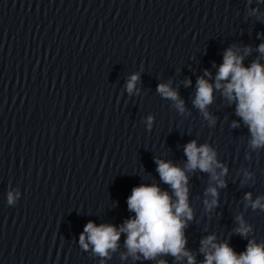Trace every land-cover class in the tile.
<instances>
[{"label":"water","instance_id":"obj_1","mask_svg":"<svg viewBox=\"0 0 264 264\" xmlns=\"http://www.w3.org/2000/svg\"><path fill=\"white\" fill-rule=\"evenodd\" d=\"M261 43L264 0H0V264H156L121 259L124 234L110 258L84 250L79 237L89 221L119 227L133 217L134 187L156 184L172 195L155 161L184 168L192 140L227 167L223 188L186 170L193 219L185 247L196 264L208 235L237 253L248 239L264 242V210L244 200L264 197V148L249 147L248 127L220 91L207 109L215 125L192 103L197 79L207 70L214 82L228 47H250V66L264 64ZM160 83L179 93L185 113L161 97ZM209 186L219 193L211 210ZM9 191L19 193L11 205ZM238 215L252 228L247 239L234 231Z\"/></svg>","mask_w":264,"mask_h":264},{"label":"clouds","instance_id":"obj_2","mask_svg":"<svg viewBox=\"0 0 264 264\" xmlns=\"http://www.w3.org/2000/svg\"><path fill=\"white\" fill-rule=\"evenodd\" d=\"M251 51L250 47H245L241 54L237 46L228 47L223 53V62L218 67L214 82L205 79L211 77L207 70L204 76L197 79L192 103L210 125H215L216 120L207 109L213 103L214 91H220L229 105L235 103V113L248 127L251 135L249 147L255 151L264 148V64L257 59L250 66H245L244 58ZM257 51L264 55V43L258 46ZM139 79L138 73L128 79L126 90L129 94L136 90ZM184 83L189 86L191 80ZM157 92L161 97L171 100L179 113L186 112L184 100L170 83L158 84ZM152 122L153 117H147L149 129ZM232 127H239L238 122L233 121ZM184 153L187 157L184 168L173 164L172 161H155L156 171L161 181L170 186L172 195L156 184L134 187L127 198V208L134 216L126 219L119 227L104 223L97 226L89 221L80 234V246L88 250L91 245L94 254L110 258V252L117 251L118 242L124 234L127 252L122 254L121 259L131 256L134 261L143 258L156 260V264H167L166 260L157 258L170 255L177 264L184 258H187V264H196L195 256L185 247L187 239L184 229L187 222L193 219L186 170L190 172L199 169L208 173L210 179L223 188L226 183L222 177L227 174V167L218 161L217 152L207 143L198 146L197 141L192 140L185 145ZM244 175L245 179H250L252 173L246 171ZM217 186H209L206 189L205 195L211 197L204 201L207 210L218 206ZM18 196V192L9 191L8 203L14 204ZM172 196L176 199L173 200ZM244 200L253 210H264V197H257L253 201L249 192L245 194ZM236 220L238 227L234 229L235 233L247 239L252 231L251 226L244 221L242 215H238ZM199 251L205 257L202 264H264V242L257 243L255 239H248L245 251L237 253L229 243H217L215 235H208L200 241Z\"/></svg>","mask_w":264,"mask_h":264}]
</instances>
